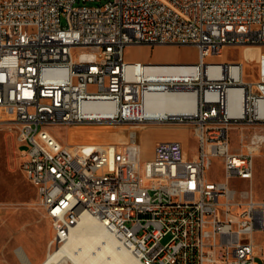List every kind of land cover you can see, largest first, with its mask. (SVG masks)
Listing matches in <instances>:
<instances>
[{"label":"built area","instance_id":"obj_1","mask_svg":"<svg viewBox=\"0 0 264 264\" xmlns=\"http://www.w3.org/2000/svg\"><path fill=\"white\" fill-rule=\"evenodd\" d=\"M166 43L193 44L196 60L124 58L128 45ZM229 45L261 48L256 80L242 61L207 60ZM154 92L191 106L160 122L189 126L192 153L158 139L145 158L135 131L123 143L49 141L53 125L153 122L144 104ZM1 123L16 126L20 169L50 221L46 256L88 215L141 264H264V199L229 184L252 178L264 142L244 137L264 123V0H0ZM214 157L221 180L206 176Z\"/></svg>","mask_w":264,"mask_h":264},{"label":"rangeland","instance_id":"obj_2","mask_svg":"<svg viewBox=\"0 0 264 264\" xmlns=\"http://www.w3.org/2000/svg\"><path fill=\"white\" fill-rule=\"evenodd\" d=\"M96 3V2H95ZM74 56L83 51L73 50ZM261 48L257 45H229L220 56L208 61L234 62L244 64V79L256 80L260 70ZM124 58L137 62H193L197 58L196 48L190 43L132 44L125 47ZM10 112V111H9ZM64 143H123L129 131L138 132L143 155L148 158L153 143L158 139H178L187 153L194 151L197 140L191 128L174 121L150 122L132 125L129 123L90 122L53 125L49 129ZM264 133V123L244 128V137L251 132ZM237 131L230 132V145L237 147ZM211 180L224 178L218 158L206 171ZM230 186L249 189L255 198L264 199V142L254 156V170L250 180L231 179ZM52 235L50 221L43 212L37 193L26 178L20 166L16 141V126L0 124V264H23L17 255L21 248L32 264H38L47 254V243ZM261 258L264 259V232L255 233ZM167 238L163 239L166 241ZM71 264V263H68Z\"/></svg>","mask_w":264,"mask_h":264},{"label":"bare ground","instance_id":"obj_3","mask_svg":"<svg viewBox=\"0 0 264 264\" xmlns=\"http://www.w3.org/2000/svg\"><path fill=\"white\" fill-rule=\"evenodd\" d=\"M182 97L162 92L149 93L144 109L153 122L181 112H189L191 106H182ZM90 116L109 117L99 105H88ZM135 131V130H134ZM137 135L138 132L135 131ZM49 141L58 138L49 130ZM53 150H61V143H53ZM17 255L23 264H32L21 248ZM141 264L126 247L106 231L105 223L98 217L82 216L71 230L69 237L58 249L50 250L38 264Z\"/></svg>","mask_w":264,"mask_h":264},{"label":"crops","instance_id":"obj_4","mask_svg":"<svg viewBox=\"0 0 264 264\" xmlns=\"http://www.w3.org/2000/svg\"><path fill=\"white\" fill-rule=\"evenodd\" d=\"M129 46V45H128Z\"/></svg>","mask_w":264,"mask_h":264}]
</instances>
